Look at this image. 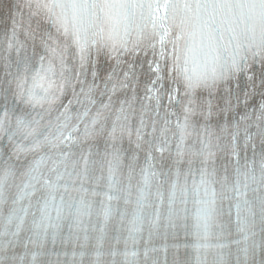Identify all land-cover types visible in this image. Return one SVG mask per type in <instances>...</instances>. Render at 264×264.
Listing matches in <instances>:
<instances>
[{
	"label": "snow or ice",
	"instance_id": "1",
	"mask_svg": "<svg viewBox=\"0 0 264 264\" xmlns=\"http://www.w3.org/2000/svg\"><path fill=\"white\" fill-rule=\"evenodd\" d=\"M0 264H264V0H0Z\"/></svg>",
	"mask_w": 264,
	"mask_h": 264
}]
</instances>
